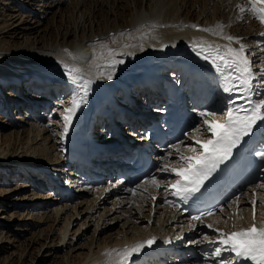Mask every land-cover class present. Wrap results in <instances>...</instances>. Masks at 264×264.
I'll return each mask as SVG.
<instances>
[{"label":"bare ground","instance_id":"6f19581e","mask_svg":"<svg viewBox=\"0 0 264 264\" xmlns=\"http://www.w3.org/2000/svg\"><path fill=\"white\" fill-rule=\"evenodd\" d=\"M1 1H6L3 3L9 7L0 12V77L9 78L14 70L22 72L20 84L24 90L29 88V92L11 93L9 89L18 85L7 83L6 94L18 99L7 96L0 100V251L10 245L18 246L15 241L23 242L20 238H24L27 245L19 257V264L28 260L34 264L35 261L28 259L32 248L38 250L41 262L59 258L62 264H217L220 259L232 261L229 252L223 255L222 251L219 258L207 254L217 247L212 242L219 238V233L206 232V222L225 230L232 224L238 226L247 222L253 212L252 200L257 202L256 217L263 219L264 188L260 185L264 182L252 184L250 191L231 201L232 207L237 209L236 214L225 208L202 222L189 221L180 210L163 201L177 179L173 173L161 178L158 186L148 181L135 191L119 182L87 189L74 185V171L70 168L72 154L64 145L66 133L61 113L69 107L68 101L77 88L67 78L63 65L76 67L93 80L72 119L70 126L74 127L91 107L93 114L99 116V102L106 94L116 93V85L128 82L138 88L144 82L149 86L153 70L158 67L157 73L176 75L188 91L196 88L193 93L197 96L208 88L219 89L220 73L211 64L198 67L192 57V60L185 58V50L194 47L200 50L205 46L223 48L230 44L239 48L244 44L256 70L257 79L252 87L258 102L264 99L260 80L264 77V72L260 71L264 68V24L251 14L239 12L237 5L246 6V0H193L190 8L191 0H110V5L109 0H71L72 5L68 0H40L41 6L35 4L37 0ZM53 1L55 5H65L63 13L67 14L84 6V16L88 14L82 25L69 23V20L66 25L62 16L58 25L51 21L44 29L29 25L32 17L41 18V14H47L46 9L53 7ZM116 2L126 5L123 8L127 13L124 14L123 8L122 12H117ZM109 12L114 15V22L110 24L108 17L105 18ZM100 15L103 18H99ZM241 16L244 18L240 19ZM94 22L98 24L96 28H93ZM87 24L91 26L88 32L84 28ZM205 28L212 31L199 30ZM76 29L82 33L78 39ZM31 34L34 35L32 41ZM228 35L241 39L230 42L223 38ZM113 61L117 62L114 68L110 67ZM109 73L112 79L107 78ZM27 95L32 98L27 99ZM222 101L220 99L219 103ZM10 104L28 105L30 117L23 115L27 110L19 108L13 113L7 108ZM151 110L159 111L147 108L142 113L150 115ZM223 116L219 113L209 119L220 122ZM121 127L127 128L128 123ZM199 128L201 131H194V137L187 139L186 147L177 146L171 152L172 164H178L175 168L183 166L179 163V154L193 155L192 147L200 150L196 141L211 137L210 132L203 131V126ZM101 131L88 133L87 140L96 153L104 150L92 143L118 142L126 144L122 146L125 148L127 141L133 138L131 143L143 140V137H129L135 133H125L122 129L120 133L126 134L125 138L102 135ZM102 157L106 156L98 159L104 161ZM11 178L17 181L16 187H8L14 183ZM70 185L77 186L73 192L69 190ZM21 191L26 193L10 199L12 193ZM4 212L8 216H4ZM149 235L158 237L154 249L148 253L140 251L126 260L123 251ZM12 253L16 257V253ZM195 254L204 255V258L198 260ZM4 264H14L13 256L5 259Z\"/></svg>","mask_w":264,"mask_h":264},{"label":"snow or ice","instance_id":"6c2138e0","mask_svg":"<svg viewBox=\"0 0 264 264\" xmlns=\"http://www.w3.org/2000/svg\"><path fill=\"white\" fill-rule=\"evenodd\" d=\"M240 13H247L254 16L261 23H264V0H246V6L237 5ZM241 16L240 19H243ZM192 27H197L193 25ZM223 27V26H221ZM201 31H212L211 29H199ZM228 41H240V37L224 36ZM198 55H202L203 59L209 61L215 68L217 73H220L222 83L220 85L224 93L232 94L237 91L240 92V99H247L249 104H252L251 94H253L252 85L257 79L256 70L253 62L251 61L250 53L246 51V46L240 44L239 48H233L229 45L223 46H205L197 50ZM116 61L111 62L110 67L114 68ZM123 63V61H119ZM65 74L69 81L76 86V94L68 101L69 107L64 108L61 115L63 121V131L67 133L69 126L72 122L76 111L84 102V97L87 96L90 85L93 80L84 76L80 69L68 64L63 65ZM264 72V68L260 69ZM108 79H112V75H107ZM261 85L264 86V77L260 78ZM83 95H80V93ZM61 103H64L61 101ZM233 106H228L222 112L226 116L224 123L219 121L210 120L209 117L215 116L217 113L214 111H201L199 116L201 124L203 125L204 132H210L212 135L203 141L197 140L196 144L199 145V151L196 147L191 148L193 155L185 156L179 154V160L184 164L181 168L177 169L169 167L168 165H161L159 170L164 172H171L177 179L170 185L173 189L172 194L180 197L182 200H187L193 197L196 193L200 192L205 182L209 180L214 172L219 169L221 164L228 161L236 148L245 137L253 134L259 122H264V99L256 102L251 107H236L235 101L232 102ZM195 131H201L196 128ZM175 149L176 145H171ZM171 155V152L169 153ZM254 156H258L264 160V149L253 152ZM151 181L154 185H159V180L153 176ZM260 187L264 188V184ZM235 199H239L236 197ZM169 203H172L169 201ZM256 200L250 201L253 207L254 217L256 215L255 207ZM212 212L197 214L192 216L193 221H201L202 215H212ZM211 228L212 225H206ZM219 233V238L212 243L217 247L213 249L215 257H221L222 251L231 252L237 260H251L253 264H264V227H257L253 222L251 227L230 233L221 232L219 229H214ZM155 242V238L146 242L132 246L125 249L122 255L126 260L133 254H138L145 246H151ZM223 245V249L220 247ZM220 264H232L231 261L220 260Z\"/></svg>","mask_w":264,"mask_h":264},{"label":"rangeland","instance_id":"374dc122","mask_svg":"<svg viewBox=\"0 0 264 264\" xmlns=\"http://www.w3.org/2000/svg\"><path fill=\"white\" fill-rule=\"evenodd\" d=\"M42 1V0H41ZM48 1V0H47ZM50 1V0H49ZM69 1V4H71V0H68ZM3 2H6V1H3ZM1 0H0V12H5L6 10H7V8L9 7L8 5H6V3H3ZM50 2H52V1H50ZM192 2H193V0H191V2H190V6H189V8L192 6ZM64 3V2H63ZM116 3H118V2H116ZM35 4H38V5H40V4H43V2H40V0H37L36 1V3ZM56 4V2L55 1H53V7L51 6V7H49V8H45L46 10H47V14L45 13V14H41V18H39L38 16L37 17H32L31 19H30V21H31V24H29V25H31L33 28H36V27H41V28H46V26L47 25H51V21H52V23L54 24V25H58V23H59V20H61L62 19V17H63V20H64V23L67 25V23L69 22V23H74V24H79L80 23V25H82V22H83V20L85 19V16H87V14L84 16V13L83 12H85V7L84 6H81L80 7V9L78 10V11H75L74 10V12H70V13H63V11L65 10L64 8H66V6L65 5H62V3H60L61 5H62V7H61V5L58 3L57 5H55ZM110 4H112L111 3V1L109 0V5ZM9 5H12L13 6V4H9ZM55 5V6H54ZM72 5V4H71ZM118 5H119V7H117V12H122L121 10H122V8L124 7V6H126V5H124V3H123V5L124 6H122V3L121 2H119L118 3ZM41 6V5H40ZM40 6H37L36 5V7L37 8H39ZM122 6V7H121ZM229 6H230V4H229ZM63 8V9H61V8ZM121 7V8H120ZM121 9V10H120ZM42 10H43V8H42ZM41 10V12H43ZM87 11V10H86ZM106 11L108 12V10L106 9ZM123 11H124V14L125 13H127V10H126V8H123ZM61 12V13H60ZM88 12V11H87ZM62 13L63 14H65V15H62ZM83 13V14H82ZM70 14H72V15H70ZM108 14V15H107ZM107 14H105V15H107L105 18H107L108 17V19H109V24L110 23H113L114 22V15H112L110 12L109 13H107ZM119 15H120V13H118ZM234 14V9L232 10V12H231V15H233ZM69 16V18H67V16ZM62 16V17H61ZM73 17V18H72ZM111 18V20H110V18ZM99 18H103L101 15H100V17ZM69 20V21H68ZM68 21V22H67ZM229 24L231 23V20H228L227 21ZM43 23V24H42ZM76 24V25H77ZM93 28H96L97 27V22H94L93 24ZM83 28V27H82ZM84 28L86 29V32H88L89 30H90V28H91V26H89L88 24L87 25H85L84 26ZM76 33H77V39L79 38V36L82 34L81 32H80V30L79 29H76ZM1 36V35H0ZM231 36V35H230ZM238 37V36H237ZM0 38H2V36L0 37ZM29 39L32 41V40H34V35L33 34H31L30 36H29ZM24 114V113H23ZM47 119V118H46ZM40 146V145H39ZM39 148V147H38ZM43 148V147H42ZM40 149H41V146H40ZM11 180L14 182V183H11V185H8V187L10 188H13V187H16V185H18V183H17V181L16 180H13V178H11ZM21 179H19V181H20ZM15 183H16V185H15ZM24 193H26L25 191H21V193L19 192V193H12L11 194V196H10V199L11 198H14V197H21V195H24ZM7 194V193H6ZM5 214V215H4ZM3 215L4 216H8V214L7 213H3ZM76 227H78V226H76ZM76 227H74V229L76 228ZM89 234H91V232L89 233ZM30 235L31 234H29L28 235V237H30ZM21 239V241H23V242H17V241H15V245L17 244L18 246H14V248L13 247H11V245L9 246V248H7L6 250H3V251H0V264H4V260L5 259H11V257L13 256V259H14V264H19L18 262H19V257H20V255L21 254H23L24 253V250H25V248H26V245H27V241H24V238H20ZM26 244V245H25ZM15 250V251H14ZM18 252H17V251ZM32 250V253L31 254H29V256H28V259H32L33 261H35L34 262V264H62V262L60 261L61 259H56V261L53 259V258H49L48 260H45V261H43V262H41L40 261V255H37L38 254V250H36V249H31ZM12 252H15L16 253V257H15V255H14V253H12ZM60 262V263H59ZM25 264H30V260H28V261H26V263Z\"/></svg>","mask_w":264,"mask_h":264}]
</instances>
